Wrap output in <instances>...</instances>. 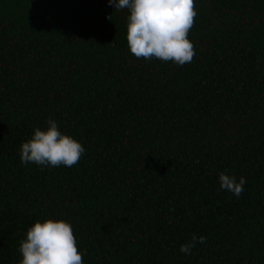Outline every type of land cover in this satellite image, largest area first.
Segmentation results:
<instances>
[{"label":"trees","instance_id":"16d2710c","mask_svg":"<svg viewBox=\"0 0 264 264\" xmlns=\"http://www.w3.org/2000/svg\"><path fill=\"white\" fill-rule=\"evenodd\" d=\"M194 4L180 67L134 57L108 0H0V264L47 219L83 264H264V0ZM49 119L85 149L72 168L20 162Z\"/></svg>","mask_w":264,"mask_h":264},{"label":"clouds","instance_id":"9594fccd","mask_svg":"<svg viewBox=\"0 0 264 264\" xmlns=\"http://www.w3.org/2000/svg\"><path fill=\"white\" fill-rule=\"evenodd\" d=\"M115 11L127 10V45L137 59H157L176 66L191 63L195 50L187 38L198 15L194 0H108ZM112 20V16L107 17ZM46 130L39 127L20 146L22 165L35 164L41 168H72L85 152L83 145L63 134L54 119L47 120ZM221 190L239 198L244 192L246 179L237 182L235 176L219 174ZM206 243V237L195 234L180 246L183 254H191L197 244ZM19 264H83L77 241L70 223L47 219L35 222L20 241ZM86 253V250H85Z\"/></svg>","mask_w":264,"mask_h":264}]
</instances>
